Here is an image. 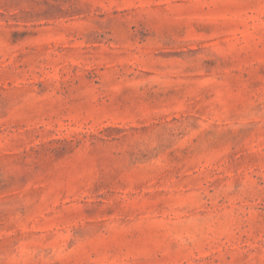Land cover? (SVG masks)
<instances>
[{"label": "rangeland", "instance_id": "374dc122", "mask_svg": "<svg viewBox=\"0 0 264 264\" xmlns=\"http://www.w3.org/2000/svg\"><path fill=\"white\" fill-rule=\"evenodd\" d=\"M0 264H264V0H0Z\"/></svg>", "mask_w": 264, "mask_h": 264}]
</instances>
